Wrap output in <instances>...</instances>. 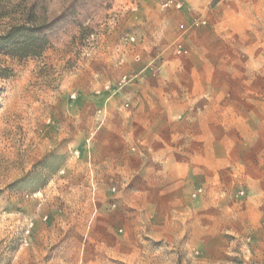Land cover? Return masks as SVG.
I'll list each match as a JSON object with an SVG mask.
<instances>
[{"label": "rangeland", "instance_id": "1", "mask_svg": "<svg viewBox=\"0 0 264 264\" xmlns=\"http://www.w3.org/2000/svg\"><path fill=\"white\" fill-rule=\"evenodd\" d=\"M253 6L0 0V36L26 26L48 41L35 57L0 53V264L264 263V196H125L135 186L122 174L93 168L105 134L126 139L191 90L264 119V20ZM123 76L134 79L120 87Z\"/></svg>", "mask_w": 264, "mask_h": 264}, {"label": "crops", "instance_id": "2", "mask_svg": "<svg viewBox=\"0 0 264 264\" xmlns=\"http://www.w3.org/2000/svg\"><path fill=\"white\" fill-rule=\"evenodd\" d=\"M253 8L263 11L253 19L264 20V0H254ZM145 101L133 102L135 120L142 119ZM148 115V125L126 139L120 131L105 134V152L93 162V168L118 171L135 186L125 196L179 198L198 188L203 189L200 196H237L240 191L264 196V119L241 116L234 99L202 90H191L179 102L171 99L167 109ZM124 139L136 147L133 162ZM129 164L130 180L124 176Z\"/></svg>", "mask_w": 264, "mask_h": 264}, {"label": "trees", "instance_id": "3", "mask_svg": "<svg viewBox=\"0 0 264 264\" xmlns=\"http://www.w3.org/2000/svg\"><path fill=\"white\" fill-rule=\"evenodd\" d=\"M47 43V38L41 32L26 26L14 27L13 31L0 36V53L12 58H31L37 54L30 50L45 47Z\"/></svg>", "mask_w": 264, "mask_h": 264}, {"label": "built area", "instance_id": "4", "mask_svg": "<svg viewBox=\"0 0 264 264\" xmlns=\"http://www.w3.org/2000/svg\"><path fill=\"white\" fill-rule=\"evenodd\" d=\"M132 41H133V39H131ZM139 56H135V60L136 61H139ZM134 78H128L127 76H123L122 78H121V80H120V82H119V84H120V87H124V86H126L127 84H129L130 82H132V80H133ZM125 108H128L129 107V105L128 104H125V106H124ZM203 194V189L202 188H198V189H196L194 192H193V194H192V197H194V198H196V197H198V196H200V195H202ZM244 195V192L243 191H240V192H238V194H237V196H243Z\"/></svg>", "mask_w": 264, "mask_h": 264}]
</instances>
